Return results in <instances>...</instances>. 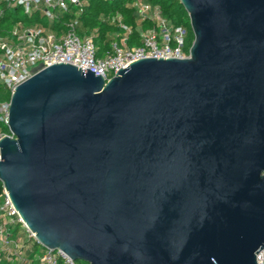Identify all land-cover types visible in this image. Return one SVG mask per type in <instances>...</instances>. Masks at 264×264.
<instances>
[{
    "label": "water",
    "instance_id": "1",
    "mask_svg": "<svg viewBox=\"0 0 264 264\" xmlns=\"http://www.w3.org/2000/svg\"><path fill=\"white\" fill-rule=\"evenodd\" d=\"M186 59L107 82L39 65L13 89L0 183L35 241L83 264H257L264 0H179Z\"/></svg>",
    "mask_w": 264,
    "mask_h": 264
},
{
    "label": "built area",
    "instance_id": "2",
    "mask_svg": "<svg viewBox=\"0 0 264 264\" xmlns=\"http://www.w3.org/2000/svg\"><path fill=\"white\" fill-rule=\"evenodd\" d=\"M4 1L9 9L20 8L31 21L37 18L34 24L16 21L0 33V85L10 95L14 88L34 75L39 65L46 68L54 64H69L81 71L90 70L107 82L119 69H125L139 59H186L189 56L192 43L188 45L187 28L171 24L158 5L146 0H129L138 22L151 24L141 31L140 44L132 47L127 45L131 28L124 24L120 14H115L110 21L120 33L111 42L109 51L101 57L97 56L92 34L81 37L78 33V16L85 1ZM43 20L45 23L41 22ZM8 115L9 100L0 101V123L7 126ZM5 136L13 137L9 131L0 133V139ZM30 240L40 246L2 188L0 260H6L9 264H83L69 259L61 250L45 248L29 258L26 252L31 251V247L26 242ZM256 263L264 264V248L257 253Z\"/></svg>",
    "mask_w": 264,
    "mask_h": 264
},
{
    "label": "trees",
    "instance_id": "3",
    "mask_svg": "<svg viewBox=\"0 0 264 264\" xmlns=\"http://www.w3.org/2000/svg\"><path fill=\"white\" fill-rule=\"evenodd\" d=\"M86 3L81 8L78 16L80 26L78 33L81 37L86 35L93 36L94 44L97 48V56L101 57L109 51L111 42L116 39L120 30L111 23L110 19L115 14L122 16L125 25L131 28L127 39L129 47L140 44V33L142 30L149 28V22H138L134 9L131 7L129 0H82ZM152 4L158 5L163 13L174 26H183L188 30V45L193 41V34L190 29L188 15L179 3V0H146ZM73 10V9H72ZM20 8L9 9L7 2L0 0V33L6 30L16 21L30 22L31 19L23 15L19 18ZM10 94L0 85V101H8ZM0 133H8L6 127H0ZM2 185L0 183V192ZM31 247V251L26 252V256L31 258L37 253L39 247L33 240L26 242ZM42 250V248H41ZM0 264H9L6 260L1 259Z\"/></svg>",
    "mask_w": 264,
    "mask_h": 264
},
{
    "label": "rangeland",
    "instance_id": "4",
    "mask_svg": "<svg viewBox=\"0 0 264 264\" xmlns=\"http://www.w3.org/2000/svg\"><path fill=\"white\" fill-rule=\"evenodd\" d=\"M19 18H21L22 16H23V12L22 11H20L19 12ZM36 17L32 20V21H30L29 23H27V24H34L35 22H36ZM189 20V19H188ZM42 23H45V21L43 20V21H41ZM12 25H10L8 28H10ZM7 28V29H8ZM0 127H6L7 128V126L6 125H4L3 123H0ZM7 131H8V129H7ZM39 247H41V246H39ZM41 248H43V247H41ZM41 248H39V250L37 251V253H39L40 252V250H41Z\"/></svg>",
    "mask_w": 264,
    "mask_h": 264
}]
</instances>
